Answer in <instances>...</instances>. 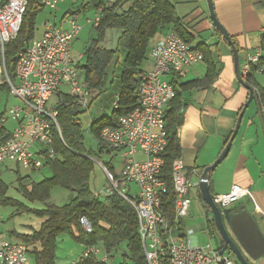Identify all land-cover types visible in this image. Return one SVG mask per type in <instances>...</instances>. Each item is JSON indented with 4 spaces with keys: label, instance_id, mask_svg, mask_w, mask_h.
<instances>
[{
    "label": "built area",
    "instance_id": "obj_1",
    "mask_svg": "<svg viewBox=\"0 0 264 264\" xmlns=\"http://www.w3.org/2000/svg\"><path fill=\"white\" fill-rule=\"evenodd\" d=\"M62 1L42 0L41 4L56 11ZM117 1L106 0L88 22L97 26L104 11ZM259 1L264 5V0ZM27 5L26 0H8L0 7L2 74L10 94L21 103L0 116V130L9 120L16 123L9 139L0 146V171L7 163L31 171L44 169L47 160L56 158L52 149L56 132L62 140L56 106L63 104L67 107L69 103L63 101V96H68L81 111H86L94 96L78 69L82 56L78 60L72 56L73 44L82 28L80 14L77 13L65 17L63 21L67 27L45 23L43 36L17 55L15 79H10L5 68V45L17 38ZM261 56L260 50L248 57L247 64L241 69L244 78ZM148 59L153 67L141 80L139 105L129 115L121 117L116 127H106L101 132V142L109 152L119 154L124 164L119 172H113L102 162L93 160L102 167L107 181V187L100 193L102 197L116 193L133 207L148 264H166V260L169 264H236L228 252L220 253L216 243L199 247L192 238V229H188L186 235L176 242L173 237L175 229L169 230L167 219L161 213V196L167 192L165 182L160 179L167 147L165 112L176 95L165 77L171 73L184 75L193 65L202 62L204 55L171 31L151 48ZM262 73L263 69L257 72ZM54 97L57 102L50 106ZM118 101L117 97L114 110L118 109ZM138 153L142 154V161L136 159ZM172 169L176 195L175 224L178 225L189 215L188 194L195 186L191 179L197 176V172L187 171L180 159L173 162ZM131 185L137 192L130 190ZM246 198L254 202L248 189L233 185L228 194L215 196L213 200L219 209L226 210ZM3 221L4 216L0 213V226ZM81 224L87 233H91V225L86 219L82 218ZM102 251L98 246L87 247L82 258H96ZM100 261L107 263V256ZM30 263L28 247L10 241L0 229V264Z\"/></svg>",
    "mask_w": 264,
    "mask_h": 264
},
{
    "label": "trees",
    "instance_id": "obj_2",
    "mask_svg": "<svg viewBox=\"0 0 264 264\" xmlns=\"http://www.w3.org/2000/svg\"><path fill=\"white\" fill-rule=\"evenodd\" d=\"M7 1L3 0L1 6ZM26 1L28 5L20 32L15 40L5 45V68L11 80L15 79L16 57L35 38L36 17L44 9L41 4L42 0ZM104 1L89 0L80 11L67 14H80L81 11L86 12L90 7L98 10ZM120 2L121 0L117 1L104 11L97 26L91 24L97 37L88 44L83 53L84 63H78V69L83 75L85 84L94 93V99L105 91L110 81V70L114 69V72L111 71L112 75L117 74V67H121L117 92L118 109L113 110L109 117L91 122L88 130L89 137L97 141L100 153L105 150L109 152L107 146L100 140L102 130L106 127H116L121 117L129 115L139 105V88L145 74L142 68L147 61L153 38L164 29L169 28L184 42L188 44L192 42V38L182 24V19L178 17L175 7L168 0H132L124 11H119ZM109 30L120 32L115 50L101 46ZM260 49L262 51L261 58L257 63L251 65L250 73L244 80L248 86L254 89V101L259 105L260 120L264 131V86L254 77L261 69H263L261 75L264 76V37ZM120 50L125 52L121 62L117 57ZM197 50L204 55V61L208 63V72L204 79L196 80L189 85L207 87L213 84L217 78V69L211 53L206 47L199 45ZM171 85L175 86L173 82ZM0 87L9 90L6 84ZM174 90L175 100L170 104L168 110L166 108L165 112L167 147L163 155L165 166L160 175V179L165 182L167 188V192L161 196V213L166 217L169 230L172 231L177 228L180 230L182 227L180 221L178 225L175 224L176 195L173 186L172 166L176 159H180L181 154L177 133L181 122V104L175 87ZM63 101L69 105L65 107L63 104H59L55 108L58 112L57 122L62 140L56 132L52 146L56 158L47 160L44 167L51 171V177L37 183L20 181V190L24 197L30 202L44 203L45 208L31 210L22 203L6 197L3 187L0 190V208L13 206L18 215L32 211L43 221L40 230L32 234L13 232L18 237L17 243L28 247V254L33 255L34 264H55L56 240L63 234H69L86 248L102 246L112 259L121 252L122 260L119 264H148L138 232V219L133 207L116 193L108 197H100L92 191L90 182L95 166L93 162L95 155L92 150L86 148V137L79 120L85 111H81L71 97L63 96ZM10 133L11 130H8L6 125L0 130V146L9 139ZM55 187L70 192L68 203L62 207L49 203L52 190ZM204 206L207 213L211 215L210 209L205 203ZM230 209L232 214L245 210L244 208ZM82 218L91 225V233H87L84 229L81 224ZM209 223L210 229L220 240L213 217ZM219 247L221 249V244ZM228 254L235 260L230 252ZM166 262L169 264L168 260ZM78 264L106 263L90 256L81 258Z\"/></svg>",
    "mask_w": 264,
    "mask_h": 264
},
{
    "label": "crops",
    "instance_id": "obj_3",
    "mask_svg": "<svg viewBox=\"0 0 264 264\" xmlns=\"http://www.w3.org/2000/svg\"><path fill=\"white\" fill-rule=\"evenodd\" d=\"M131 1L121 0L119 11L127 9ZM168 1L175 7L184 28L192 38L190 45L194 49H197L199 45L206 47L210 51L217 69V78L213 84L207 87L189 85L196 80L205 78L208 72V63L204 60L193 65L184 75L171 73L165 77L170 83H174L173 87L177 90V97L181 104V122L177 128L181 145L180 160L187 171L195 170L197 172V176H194L197 180L191 179L195 186L188 194L190 215L191 202L199 199V177L207 167L214 164L227 145L235 129L238 116L247 102L248 91L238 82L232 50L215 29L210 18L209 6L206 5L207 1ZM2 2L3 0H0V6ZM105 2L106 0L103 4ZM213 3L219 22L229 33L238 49L240 68L243 69L247 64L248 57L261 50V42L264 37V5L259 0H213ZM56 11L54 12L56 13ZM63 20L60 24H65ZM65 27H67L66 24ZM171 31L166 28L157 34L150 43L149 52L158 40ZM34 43H30V45ZM148 55L142 68L144 73L153 67ZM2 71L3 65L0 59V83H2L0 86L5 84ZM111 71L114 72V69ZM254 77L258 82V77L264 78L261 74H255ZM11 96L9 90L0 87V116H3L10 108ZM3 99L5 101L1 102ZM260 112L258 103L253 100L244 114L241 127L232 142L228 156L212 173L209 188L213 197L228 194L233 185L248 189L254 197V202L246 198L242 201L247 202L249 209L244 208L242 204L239 209L244 208L254 217L264 235V131ZM123 164L124 160L120 168L113 169V172H119ZM130 188L134 192L135 188ZM92 191L95 195L102 197L101 191L98 193ZM68 198H70V194ZM199 202L206 222L203 225L188 227L186 233L188 229H192L194 231L192 238L198 243L196 230L204 229L203 232L210 238V242L213 240L219 247V240L210 229L209 222L212 216L207 213L203 201L199 199ZM184 236H179V238ZM83 248L86 249V247ZM252 264H264V256L253 261Z\"/></svg>",
    "mask_w": 264,
    "mask_h": 264
},
{
    "label": "rangeland",
    "instance_id": "obj_4",
    "mask_svg": "<svg viewBox=\"0 0 264 264\" xmlns=\"http://www.w3.org/2000/svg\"><path fill=\"white\" fill-rule=\"evenodd\" d=\"M89 0H64L58 5V10L56 13L51 11L48 8H44L36 17V24H35V38L30 42L34 43L36 40H39L43 33V26L46 22L54 23L56 20V24L58 26H64L65 24L62 23L64 17H67L69 11H80V9L86 4ZM207 1V0H206ZM208 6V3L206 2ZM95 10L90 7L88 11L80 12V20H81V31L77 36L72 48V56L75 60H78L80 56L83 55L86 47L88 44L95 39L96 32L88 23V19L94 18ZM120 36V32L116 30H109L107 32V37L105 41L101 44L103 48L115 50L117 48V40ZM0 55L2 53L0 51ZM120 62L123 60L125 56V52L120 50L117 54ZM0 59L2 60V57ZM79 62L81 64L84 63V59H80ZM121 67H117V74L112 75L110 72V81L100 95H98L91 103L88 110L85 111V114L82 115L79 120L84 130V134L86 137V148L88 150H92L95 155V160L102 162L109 170L113 171L118 170L123 159L115 153L107 152V150L100 153L98 143L94 138L89 137L88 130L90 127L91 122L99 120L103 117H109L114 110V104L117 100V92H118V84H119V72ZM259 82L261 85L264 86V78H259ZM5 99L1 100L4 102ZM57 102V98L54 97L53 100L50 102L51 104H55ZM21 103L20 101L15 98L14 96L10 97L9 106L15 107L19 106ZM16 127V123L9 120L6 123V128L8 130H13ZM42 146V145H40ZM34 150V149H33ZM93 159V160H94ZM136 159L138 161L143 160V156L138 153L136 155ZM94 171L91 176V188L96 193L102 191L105 187H107V181L105 179V174L102 167L93 161ZM51 177V171L44 168L39 171H31L24 169L21 166H18L14 163H7L3 166L0 171V190L3 187L6 191L5 196L22 203L24 206L28 207L31 210H42L45 208V204L41 202H30L28 201L23 193L20 190V181L23 183L29 182H40L46 178ZM193 181H196V177H192ZM130 187L135 188L134 192H137L135 186L131 185ZM131 190V188H130ZM70 192L60 188L55 187L52 190L51 198L49 203L54 204L56 206L62 207L68 203L69 198L68 195ZM200 202L198 200H194L191 202V211L190 215L187 218L182 220V227L179 230L178 228L174 230L173 237L174 240L177 242L179 240V236H184L186 233V229L188 227H194L195 225H203L206 221L202 214V208L200 207ZM242 204L244 208L247 210L249 209V205L247 202H239L232 205L230 208L234 210H238L239 206ZM229 208V209H230ZM221 210H224L220 207ZM0 213L4 216V221L0 226V229L4 232L7 238L10 241L17 242V236L13 234V232H18L19 234L29 235L34 232H37L41 228L42 219L36 216L32 211H26L22 214H16V208L13 206H6L0 208ZM204 229H198L197 237H198V246L199 247H206L208 244H215L214 241L210 242V238L206 236ZM207 231V230H206ZM57 251H56V260L55 264H75L78 263L79 260L82 258L84 253V246L78 243L74 238H72L69 234H63L58 236L57 240ZM220 243V240H219ZM102 248V253L99 256H96V259L100 260L103 256H107L108 262L106 264H119L122 260L121 252L115 255L112 259L110 256L105 252V249L102 246H98ZM28 257L31 259L30 264H34L33 255L30 253ZM236 264H239L236 262Z\"/></svg>",
    "mask_w": 264,
    "mask_h": 264
},
{
    "label": "water",
    "instance_id": "obj_5",
    "mask_svg": "<svg viewBox=\"0 0 264 264\" xmlns=\"http://www.w3.org/2000/svg\"><path fill=\"white\" fill-rule=\"evenodd\" d=\"M207 3L215 29L222 35L232 50L235 74L241 86L248 91V99L238 116L235 129L224 150L214 164L207 167L200 175L198 198L210 209L214 224L220 235V253L223 255L225 252H230L239 264H252L253 261H257L264 256V235L258 223L246 210L237 214H232L231 209L220 210L214 203L209 184L212 173L229 154L232 142L241 127L244 114L254 100V89L248 86L244 80L240 68L238 49L229 33L219 22L214 10L213 0H207Z\"/></svg>",
    "mask_w": 264,
    "mask_h": 264
}]
</instances>
